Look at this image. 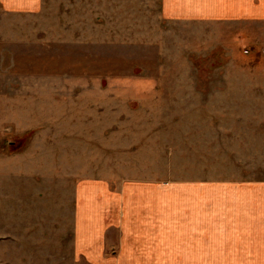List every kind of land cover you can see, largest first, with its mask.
I'll use <instances>...</instances> for the list:
<instances>
[{
  "label": "rangeland",
  "instance_id": "obj_1",
  "mask_svg": "<svg viewBox=\"0 0 264 264\" xmlns=\"http://www.w3.org/2000/svg\"><path fill=\"white\" fill-rule=\"evenodd\" d=\"M40 7L0 37L6 116L28 128L0 146V264H85L82 178L264 180V22L168 19L163 0Z\"/></svg>",
  "mask_w": 264,
  "mask_h": 264
},
{
  "label": "crops",
  "instance_id": "obj_2",
  "mask_svg": "<svg viewBox=\"0 0 264 264\" xmlns=\"http://www.w3.org/2000/svg\"><path fill=\"white\" fill-rule=\"evenodd\" d=\"M164 2L173 10L168 19L225 23L231 29L264 22V0ZM40 6L41 0H0V37L25 33L16 26ZM5 64L2 60L0 70ZM2 97L0 92V146L28 129L10 124L6 115L20 107L10 108ZM165 181L116 185L82 178L73 201L77 257L85 264H166L173 259L177 264H264V180Z\"/></svg>",
  "mask_w": 264,
  "mask_h": 264
}]
</instances>
